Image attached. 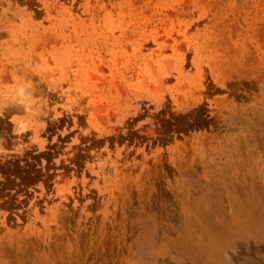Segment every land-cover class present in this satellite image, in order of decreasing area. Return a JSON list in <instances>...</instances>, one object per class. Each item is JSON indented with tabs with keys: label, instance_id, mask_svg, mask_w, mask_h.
I'll return each mask as SVG.
<instances>
[{
	"label": "rangeland",
	"instance_id": "1",
	"mask_svg": "<svg viewBox=\"0 0 264 264\" xmlns=\"http://www.w3.org/2000/svg\"><path fill=\"white\" fill-rule=\"evenodd\" d=\"M0 264H264V0H0Z\"/></svg>",
	"mask_w": 264,
	"mask_h": 264
}]
</instances>
